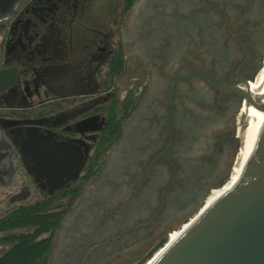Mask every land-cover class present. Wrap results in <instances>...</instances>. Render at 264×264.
<instances>
[{
    "label": "flooded vegetation",
    "instance_id": "obj_1",
    "mask_svg": "<svg viewBox=\"0 0 264 264\" xmlns=\"http://www.w3.org/2000/svg\"><path fill=\"white\" fill-rule=\"evenodd\" d=\"M4 76L0 144L3 135L13 150L0 164V216L40 200L63 210L100 140L110 138L47 258L98 264L129 234L149 239L199 207L234 161L231 177L248 107L206 77L237 86L249 80L259 92L264 0H0ZM159 133L150 150L138 149ZM161 143L136 196L113 217L109 205L128 184L113 186L128 183L141 153Z\"/></svg>",
    "mask_w": 264,
    "mask_h": 264
},
{
    "label": "water",
    "instance_id": "obj_2",
    "mask_svg": "<svg viewBox=\"0 0 264 264\" xmlns=\"http://www.w3.org/2000/svg\"><path fill=\"white\" fill-rule=\"evenodd\" d=\"M206 78L219 89L240 94L242 105L264 112V95L256 96L249 80L237 86ZM7 82L2 77L0 89ZM245 126L244 116L241 132ZM1 136L0 164L6 166L12 161L13 144ZM201 206L178 236L143 264H264V124L235 182L206 207Z\"/></svg>",
    "mask_w": 264,
    "mask_h": 264
},
{
    "label": "trees",
    "instance_id": "obj_3",
    "mask_svg": "<svg viewBox=\"0 0 264 264\" xmlns=\"http://www.w3.org/2000/svg\"><path fill=\"white\" fill-rule=\"evenodd\" d=\"M109 143L110 138L108 137L100 140L86 176L63 210L58 209L54 201L40 200L19 205L14 210L0 216V247H4L0 253V264H47L53 233L59 227L64 214L74 204L82 188L98 170L96 166ZM45 234H49V236L47 237ZM165 242L166 236L162 237L135 264H143Z\"/></svg>",
    "mask_w": 264,
    "mask_h": 264
},
{
    "label": "rangeland",
    "instance_id": "obj_4",
    "mask_svg": "<svg viewBox=\"0 0 264 264\" xmlns=\"http://www.w3.org/2000/svg\"><path fill=\"white\" fill-rule=\"evenodd\" d=\"M248 10H249V6H247L246 10L243 11L244 12L243 15H245L246 11L248 12ZM181 60H182V62L185 61L184 58H182ZM236 126H237V124H236ZM162 131L165 134V139L163 140L165 142L168 140V137H167L168 134L165 133L164 129L161 130V132ZM142 140L144 141V144L141 145V147L138 149L142 150L143 152H146L147 150L151 149V146H154L155 142L160 140V133L157 137H153V138H149V139L144 138ZM163 143L155 145V148L151 152H149V154H147L146 156H145V153H141V157H145V158H143V161H141L140 163L136 162L134 170L131 172L132 174L130 175V177H129V175H127L129 178L128 183H125V182L122 183L121 182V183L117 184V186H113V189H115L118 186L128 184V187H127L128 189H127L126 194L123 195L118 200H116L114 203L109 205L110 208L108 210L111 211V213L113 214V217L117 214L116 212L119 211L120 208L127 207L126 203L133 200V198L136 196V193H137L136 191L138 190L137 189L138 183L140 182L141 178H143V176L146 174L145 171L142 172L143 169H145L150 163H152V159L156 156V154L159 152V150H161V148L163 147L162 146ZM238 150H239V148L237 149V152H238ZM237 152H236V154H237ZM200 160L204 161L205 158L201 157ZM159 163H160V161H156L154 163V165H158ZM233 163H234V161H233ZM233 163H232L229 175H227L226 179L224 180V182L222 184L217 186L218 188L216 189L214 194L212 196L208 197L204 202H202L203 206H201V209L204 208L205 206H207L211 201H213L214 197H216L217 195H220L223 192V191H220V193L217 194V192L224 185L229 184L228 181L230 179V174H231V171L233 168ZM139 170H141V174H138ZM150 174H151V172L148 173V175H150ZM169 174H170V172H169ZM168 181L169 180L167 179L165 182V185L168 183ZM163 187L164 186L160 187L159 192L162 191ZM214 188H212V189H214ZM159 192H158V195H159ZM158 195H157V197H158ZM153 210H154V207H153V209L149 210V213H147L146 217L142 220H146L147 218H149ZM197 211H198V207H195L192 211L187 213L185 216H182L179 219L171 222V224H169L167 227H165L161 231V233H159L158 235H156L154 237H149V239L147 237H146V239H141L143 235L145 236V234H143L139 237L138 236L133 237L132 235L129 234L128 236H130V238L126 239L120 245L115 246L114 249L112 251H110L102 259V261L99 262L98 264H135V263H137L139 260H141L148 253V251H150V249L156 244V242L159 240L160 237L166 236V241H168L169 237L174 232L179 230ZM139 221L140 220L136 221V223H138ZM127 226L128 225H122L121 228H119V230L117 232H120L121 230H123ZM141 230L145 231L146 228H142ZM148 240H149V242H148ZM144 241H147V242L144 243ZM3 249L4 248H0V252Z\"/></svg>",
    "mask_w": 264,
    "mask_h": 264
},
{
    "label": "bare ground",
    "instance_id": "obj_5",
    "mask_svg": "<svg viewBox=\"0 0 264 264\" xmlns=\"http://www.w3.org/2000/svg\"><path fill=\"white\" fill-rule=\"evenodd\" d=\"M255 95L256 96L264 95V84L261 87V89L259 90V92L256 93ZM244 116H245V120H246V126L243 128V131L241 132V130H240V133H239V138H240L239 149H240V151L238 152V154L239 153L240 154H239V157L237 159L236 166H235V168L232 172V175L230 177V183L226 186L225 190L227 188H229L235 182V180L238 178V176H239V174H240V172L244 166L245 161L247 160L248 156L250 155V153L254 147L256 138H257V136H258L263 124H264V112L257 111L251 106L248 107L247 112L245 110ZM216 197H214V199ZM178 234H179V230L174 232L169 237L168 240L169 241L174 240L178 236ZM147 264H149V263H147Z\"/></svg>",
    "mask_w": 264,
    "mask_h": 264
}]
</instances>
